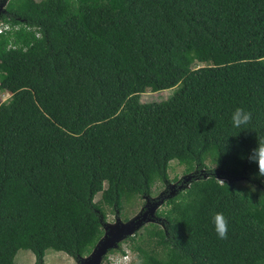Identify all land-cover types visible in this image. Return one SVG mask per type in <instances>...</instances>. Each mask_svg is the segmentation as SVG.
<instances>
[{"label": "trees", "instance_id": "obj_1", "mask_svg": "<svg viewBox=\"0 0 264 264\" xmlns=\"http://www.w3.org/2000/svg\"><path fill=\"white\" fill-rule=\"evenodd\" d=\"M3 9L0 264L19 250L44 264L47 249L79 262L103 235L104 208L119 217L132 198L152 200L171 161L184 167V189L141 242L126 238L138 264H264V176L251 159L264 146V0ZM237 107L252 112L247 127L232 126Z\"/></svg>", "mask_w": 264, "mask_h": 264}, {"label": "rangeland", "instance_id": "obj_2", "mask_svg": "<svg viewBox=\"0 0 264 264\" xmlns=\"http://www.w3.org/2000/svg\"><path fill=\"white\" fill-rule=\"evenodd\" d=\"M173 92V89L163 90L159 92H147L143 93L140 96L141 101H161L164 99H167L171 96ZM9 95L4 92H0V102L5 101L8 99ZM184 167L177 164L175 161H171L169 164L168 169V179H169V185H167L166 182L160 183L157 182L151 192V198L152 200L148 201V205L145 207L147 200L144 198L136 197L132 198L128 204H124V209L121 212L119 219L122 222H126L129 219H132L136 215H138L141 212L146 211L149 207H152L154 204H156V208L153 212V215L148 214V218L151 219L150 222L144 223L135 233L132 237H134V242L139 243L144 238V227L149 225V223H155V224H162V220L157 216V213L161 210H164L167 208L166 206V200L169 199V197L176 196V187L180 186L177 185L180 180L184 177ZM184 189V188H183ZM100 195L97 194L95 197V201L99 199ZM105 212L107 213V223L113 224L115 222L116 216L112 214L109 210V208L105 207ZM131 242L127 241L125 239L123 242H121L118 246V248L115 250V252L107 253L106 256L102 259L101 264H138V257L135 251L131 250L129 245ZM121 249L123 251V254L118 251V249ZM28 250H21L18 251L17 254L14 257V264H33L35 262V258L33 254L28 251L29 254L27 256H23V253H26ZM32 254V255H31ZM45 258H44V264H77L76 261H74L73 258L66 255L63 252H57L54 250H46L45 251Z\"/></svg>", "mask_w": 264, "mask_h": 264}, {"label": "water", "instance_id": "obj_3", "mask_svg": "<svg viewBox=\"0 0 264 264\" xmlns=\"http://www.w3.org/2000/svg\"><path fill=\"white\" fill-rule=\"evenodd\" d=\"M7 1L8 0L1 3L0 8L3 9L7 4ZM178 188H183V184H180ZM146 200L147 203L145 207L149 204V200ZM156 206L157 205L154 204L146 211L139 213L126 222H122L118 216H116L115 222L113 224L105 222L103 224L102 237L95 244L92 251L87 256L81 257L77 264H101L102 259L110 250H116L121 242H123L128 237H132L144 223L151 221V219L147 216L148 214L153 215Z\"/></svg>", "mask_w": 264, "mask_h": 264}, {"label": "clouds", "instance_id": "obj_4", "mask_svg": "<svg viewBox=\"0 0 264 264\" xmlns=\"http://www.w3.org/2000/svg\"><path fill=\"white\" fill-rule=\"evenodd\" d=\"M252 119V112L243 107H237L231 113V123L235 128L247 127L251 124ZM251 159L256 162L260 175L264 176V146L258 145ZM218 181L224 185L223 181ZM212 224L219 239L224 240L228 238V219L222 212H216L212 215Z\"/></svg>", "mask_w": 264, "mask_h": 264}, {"label": "built area", "instance_id": "obj_5", "mask_svg": "<svg viewBox=\"0 0 264 264\" xmlns=\"http://www.w3.org/2000/svg\"><path fill=\"white\" fill-rule=\"evenodd\" d=\"M8 29H9V25L0 21V34L7 31Z\"/></svg>", "mask_w": 264, "mask_h": 264}, {"label": "crops", "instance_id": "obj_6", "mask_svg": "<svg viewBox=\"0 0 264 264\" xmlns=\"http://www.w3.org/2000/svg\"><path fill=\"white\" fill-rule=\"evenodd\" d=\"M19 251H21V250H19ZM28 251H29V250H28ZM28 251H27L26 253H23V256H27V254H29ZM16 254H17V253H16ZM31 255H32V254H31ZM33 256H34V255H33ZM45 256H46V255H44V258H45ZM33 264H34V263H33Z\"/></svg>", "mask_w": 264, "mask_h": 264}, {"label": "flooded vegetation", "instance_id": "obj_7", "mask_svg": "<svg viewBox=\"0 0 264 264\" xmlns=\"http://www.w3.org/2000/svg\"><path fill=\"white\" fill-rule=\"evenodd\" d=\"M4 13H5L4 9L0 8V15Z\"/></svg>", "mask_w": 264, "mask_h": 264}]
</instances>
